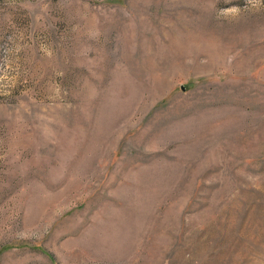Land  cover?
Wrapping results in <instances>:
<instances>
[{"label": "rangeland", "instance_id": "374dc122", "mask_svg": "<svg viewBox=\"0 0 264 264\" xmlns=\"http://www.w3.org/2000/svg\"><path fill=\"white\" fill-rule=\"evenodd\" d=\"M0 264H264V0H0Z\"/></svg>", "mask_w": 264, "mask_h": 264}]
</instances>
